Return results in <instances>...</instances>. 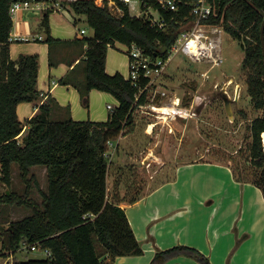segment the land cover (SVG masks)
Segmentation results:
<instances>
[{
    "label": "trees",
    "instance_id": "obj_1",
    "mask_svg": "<svg viewBox=\"0 0 264 264\" xmlns=\"http://www.w3.org/2000/svg\"><path fill=\"white\" fill-rule=\"evenodd\" d=\"M15 1L18 0H0V174L3 183L12 185L13 165L17 164L26 190L22 196L13 191L0 195V204L25 205L32 214L10 223L4 242L8 251L0 254H13V264H111L106 262L107 257L114 260L143 254L128 215L120 205L126 202V193L121 192L119 199L109 195L108 143L134 125V112L147 102V91L138 99L136 95L148 79H142L141 86H134L119 72L107 73V54L109 47L120 42L136 43L152 57L161 55L159 50L163 46L171 47L182 30L180 22H186L189 7L182 2L177 13L162 11L169 25L167 30H161L131 15L126 6H122L123 14L115 15L107 5L98 6L92 0H64V5L69 4L74 12L86 17L93 35L85 38L83 83L77 82L72 74L59 82L79 89L86 106L92 89L109 92L119 102L107 121H77L72 118L54 120L50 116V101L41 103L43 94L38 89L40 62L37 54H21L16 60L11 59L9 44L13 19L10 8ZM213 2L215 11L204 23L223 27L230 38L238 41L244 53L242 70L251 102L257 109H264L261 39L264 0ZM49 14H44L42 22L48 34L46 42L52 47L58 40L51 36ZM50 54V65H54L52 50ZM22 102H32L38 108L26 121H21L17 113ZM250 131L252 141L246 160L252 167L251 178L246 177L244 171L234 172L239 180L250 181L261 188L264 195V116L252 120ZM34 166L46 168V190L40 189L37 175L32 172ZM118 179L115 178V184L120 191ZM32 183L42 194L41 202L28 197ZM139 199L140 196H133L128 203ZM96 240L105 246L103 251H98ZM23 244H37L49 249L52 256L19 259L16 257L19 251L32 252L22 250ZM179 256L211 264L198 249L186 245L158 251L150 264H165Z\"/></svg>",
    "mask_w": 264,
    "mask_h": 264
},
{
    "label": "rangeland",
    "instance_id": "obj_2",
    "mask_svg": "<svg viewBox=\"0 0 264 264\" xmlns=\"http://www.w3.org/2000/svg\"><path fill=\"white\" fill-rule=\"evenodd\" d=\"M35 1L46 5L58 2L62 7L64 6V0ZM65 7L69 11L55 13L58 21L62 22V25L58 27L59 31H56L61 34V38H74L79 32L78 28L85 29L88 36L93 35V29L89 26L86 17L74 12L69 4ZM132 12L133 14L137 13L136 10ZM71 16L79 18L76 27L72 24L74 19ZM229 39L225 43V65L221 69H215L205 82L200 76V72L207 69L205 65L194 63L184 55L176 57L169 64L164 75L156 79L154 86L148 92L147 102L135 110L134 125L128 126L121 136L113 140L112 143H108V185L111 198L113 196L116 199L121 198L120 194L122 190H125L126 203L131 197L140 196L139 200L143 199V203H149L150 206L152 200L143 198V194L171 177L175 168L180 164L195 160L227 163L237 174L244 171L246 177L251 178L252 167L249 160H246L252 141L250 124L256 117L264 116V109H257L251 102L246 76L242 70L244 53L237 40L230 37ZM122 49L125 47L120 43H116L115 47H109L107 59L110 62L108 64L106 62V64L111 66L115 72L119 71L127 77L129 73L128 55ZM91 91L88 96L89 108L85 107L89 115L86 119L100 120L96 118L103 115L106 118L110 114L108 105L115 106L116 97L97 89ZM196 96L204 97V103L197 107V113L193 118L179 114L176 116L166 115L164 112V107L170 103V99L177 97L179 108H185ZM225 100L230 104L229 110L226 108ZM154 106L157 107V110L153 108ZM90 112H92L91 115ZM149 124L155 125L152 128V136L146 131ZM169 127L174 129L171 134H169ZM32 172L39 177L40 189L46 190L47 178L44 176V167L35 166ZM115 178H119L120 191L115 184ZM126 188H128V192ZM25 190L26 184L20 177L18 165L14 164L12 185L8 186L0 181V195L13 191L22 196ZM28 197L36 202L42 201V194L35 183H32ZM165 211L167 209L163 210V212ZM31 214L32 210L25 205L0 204V253L8 251L4 247V242L7 240V229L10 228V223ZM146 214H148V220H151L154 218L153 215L156 216L157 211L152 213L147 211ZM191 220L194 223L195 219L191 218ZM168 222L166 217L159 224H163L167 231ZM179 222L185 224V219H180ZM175 223L178 221L175 220ZM138 240L143 248V254L132 256L142 258L146 256L147 258L151 254L149 249L155 245L154 241L150 239L143 241V237L142 240L138 237ZM95 244L99 252L105 248L97 240ZM41 256L38 251H19L16 255L19 259ZM12 260H14V256ZM151 261L152 259H150Z\"/></svg>",
    "mask_w": 264,
    "mask_h": 264
},
{
    "label": "crops",
    "instance_id": "obj_3",
    "mask_svg": "<svg viewBox=\"0 0 264 264\" xmlns=\"http://www.w3.org/2000/svg\"><path fill=\"white\" fill-rule=\"evenodd\" d=\"M52 6H55V2L51 5L40 3L17 13L9 44L10 57L16 60L21 54L39 55L38 89L43 94L41 103L50 101L52 119L86 121L89 115L85 107L89 108V104L85 105L79 89L70 84H61L59 80L72 74L77 82L83 83L87 31L85 30L84 36L78 32L74 38H61V34L56 31H59L58 27L62 22L58 21L55 13L69 10L65 5L61 9ZM47 12H50L51 36L58 40L52 47L46 42L48 34L42 22ZM71 17L74 19L72 24L76 27L79 18ZM68 22L70 23L69 20ZM79 30L82 29L78 28ZM120 45L123 46L122 43ZM51 50L54 65H50ZM106 62L108 64L110 61L107 59ZM107 64V73L114 75L119 72H115ZM118 104L117 100L116 105L112 106L117 107ZM37 111L38 108L32 102H22L17 107L21 121L30 119ZM108 118L109 114L106 118L103 115L96 118L100 120L91 121H107ZM154 127V124H149L146 130L150 136ZM172 131L174 129L169 127V134ZM44 174L47 178L45 167ZM144 197L152 200L150 206L149 203H143V199L135 203L122 202L120 205L128 214L137 238L154 241V247L149 249L151 254L147 258L145 256V259L120 256L111 260L107 257L106 262L149 264L158 251L186 245L198 249L207 256L211 264H264L263 192L252 182L239 180L230 164L209 160L180 164L171 177L143 194ZM147 211H157V214L148 220ZM166 217L169 221L167 231L163 224H159ZM191 218L197 221L192 223ZM180 219H185V224H181ZM175 220L178 223L174 224ZM165 264L201 263L194 257L179 256L171 258Z\"/></svg>",
    "mask_w": 264,
    "mask_h": 264
},
{
    "label": "built area",
    "instance_id": "obj_4",
    "mask_svg": "<svg viewBox=\"0 0 264 264\" xmlns=\"http://www.w3.org/2000/svg\"><path fill=\"white\" fill-rule=\"evenodd\" d=\"M67 2H77L79 0H66ZM98 6L107 5L115 15L123 14L122 6L129 8L131 15L143 19L152 27L161 30H167L169 21L163 12L177 13L180 10V3L184 2L189 7L188 16L180 22L183 26L176 36L171 47L167 48L164 54L152 57L146 53L145 49L133 43L131 45L123 44L125 52L129 57V73L125 77L131 81L134 86H141V80L146 78L148 82L141 86L137 99L140 95L148 92L154 86L156 79L164 75L169 64L179 55H184L188 60L203 64L206 70L200 72L205 82L215 69H221L226 63L225 43L230 40L229 35L223 27L207 25L204 20L208 19L215 11L214 0H92ZM40 3L35 0H18L12 3L10 14L12 19H16L17 13L31 9L34 5ZM56 9L62 6L56 2ZM51 7V8H52ZM137 13L133 14L132 11ZM163 11V12H162ZM190 17V19H189ZM85 29L79 30V35H85ZM203 84V83H202ZM204 103V97L196 96L193 101L185 108H179V99L177 97L170 99V103L164 107L166 115L176 116L177 114L187 118H193L197 113V107ZM115 107L108 105L109 110ZM157 110V107L154 106ZM109 143H112L110 141ZM92 215V214H91ZM90 215V216H91ZM93 216V215H92ZM22 250L38 251L44 257L52 256L49 249H42L37 244H23ZM13 254L4 256L0 254V264H13Z\"/></svg>",
    "mask_w": 264,
    "mask_h": 264
},
{
    "label": "water",
    "instance_id": "obj_5",
    "mask_svg": "<svg viewBox=\"0 0 264 264\" xmlns=\"http://www.w3.org/2000/svg\"><path fill=\"white\" fill-rule=\"evenodd\" d=\"M261 39H262V45H263V56H264V20H263V23H262V26H261ZM166 50H167V47L166 46H163L160 50H159V53L160 54H164L165 52H166ZM226 101V108L229 110V102L227 101V100H225ZM202 108V106L201 107H199V111H200V109ZM2 180V175L0 174V181ZM10 192H8V194H9Z\"/></svg>",
    "mask_w": 264,
    "mask_h": 264
}]
</instances>
